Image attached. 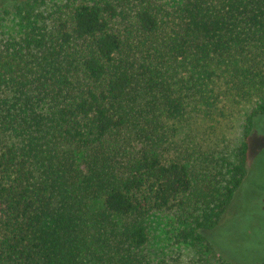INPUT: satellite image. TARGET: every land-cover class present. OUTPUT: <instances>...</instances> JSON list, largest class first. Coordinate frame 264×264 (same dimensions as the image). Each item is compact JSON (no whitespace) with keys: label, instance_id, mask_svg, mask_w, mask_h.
<instances>
[{"label":"trees","instance_id":"1","mask_svg":"<svg viewBox=\"0 0 264 264\" xmlns=\"http://www.w3.org/2000/svg\"><path fill=\"white\" fill-rule=\"evenodd\" d=\"M261 117L264 0L2 9L0 264H233Z\"/></svg>","mask_w":264,"mask_h":264},{"label":"rangeland","instance_id":"2","mask_svg":"<svg viewBox=\"0 0 264 264\" xmlns=\"http://www.w3.org/2000/svg\"><path fill=\"white\" fill-rule=\"evenodd\" d=\"M19 1L0 0V11ZM247 170V180L217 228L213 243L233 264H264V117L256 120L250 136Z\"/></svg>","mask_w":264,"mask_h":264}]
</instances>
